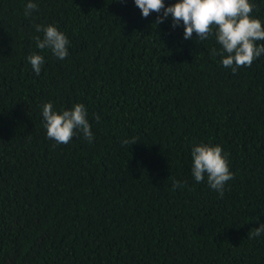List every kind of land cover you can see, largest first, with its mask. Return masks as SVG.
Wrapping results in <instances>:
<instances>
[{
  "label": "trees",
  "instance_id": "obj_1",
  "mask_svg": "<svg viewBox=\"0 0 264 264\" xmlns=\"http://www.w3.org/2000/svg\"><path fill=\"white\" fill-rule=\"evenodd\" d=\"M27 2L0 0V264H264V233L248 237L264 223V54L233 73L214 35L186 40L134 0H33L26 18ZM35 24L68 37L65 59ZM48 101L83 103L93 141L49 139ZM199 143L228 153L222 197L194 180Z\"/></svg>",
  "mask_w": 264,
  "mask_h": 264
},
{
  "label": "clouds",
  "instance_id": "obj_2",
  "mask_svg": "<svg viewBox=\"0 0 264 264\" xmlns=\"http://www.w3.org/2000/svg\"><path fill=\"white\" fill-rule=\"evenodd\" d=\"M124 2V0H118ZM135 5L141 10V15L147 18L151 13H157L156 23L160 24L169 16L172 27L181 22L184 27V39H192L193 33L199 41L215 36L216 42L221 45L219 54L223 57L224 67L232 69L235 73L241 67H251L253 62L264 54V24L259 18L253 17L255 5L250 0H175V3L165 5L164 0H134ZM38 9V4L28 0L24 6V16L30 17ZM37 33L36 46L41 51L50 49L52 54L63 60L68 52L69 39L55 24L34 25ZM216 56V48L210 50ZM28 61L36 75L41 72L44 57L37 53L28 56ZM42 117L47 137L57 144H68L76 135L77 130L91 143L93 133L87 119V111L83 103H75L71 109L54 110L51 101L42 105ZM99 120V116L96 117ZM124 144L136 143L124 140ZM191 172L196 183L204 182L209 188L224 195L225 184L234 179L230 169L228 153L221 145L212 143H199L191 149ZM173 189L182 188L179 181H173ZM264 233V223L249 232L248 237L254 238Z\"/></svg>",
  "mask_w": 264,
  "mask_h": 264
}]
</instances>
